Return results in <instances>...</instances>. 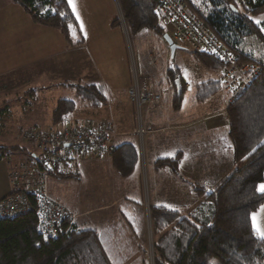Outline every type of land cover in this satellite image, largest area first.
I'll return each mask as SVG.
<instances>
[{
	"label": "trees",
	"instance_id": "obj_1",
	"mask_svg": "<svg viewBox=\"0 0 264 264\" xmlns=\"http://www.w3.org/2000/svg\"><path fill=\"white\" fill-rule=\"evenodd\" d=\"M13 1L25 10L33 23L57 30L68 43H72L76 34L81 35L67 0ZM177 1L204 25L239 65L254 66L258 71L250 86L224 110L233 162L237 166L235 171L210 189L193 184L192 191L197 199L193 202L188 201L179 207L151 206L153 263L212 264L217 260L218 264H264V240L252 225V215L264 205V193L257 190L258 185L264 182V31H261L264 27V0ZM118 2L131 36L153 32L164 39L170 25L164 22L159 11L164 6L163 0ZM257 19L261 20L260 25L254 22ZM115 25L120 26L119 20ZM192 55L205 69L221 73L216 80L197 85L195 99L198 103H205L225 89L222 73L226 64L203 53L192 52ZM175 76V73L171 74L170 80ZM172 85L177 89L175 81ZM63 87L73 90L75 96L57 103L52 114V126L32 127L26 132L33 128L59 130L67 123L93 124L92 121L70 122L69 119L81 105L95 109L104 105L107 102L104 89L81 84ZM183 98L184 91L180 88L173 100L176 109L181 108ZM9 116L7 109L0 110V129ZM24 141L29 144V149L0 145V160H6L8 165L9 161L30 155L38 161L40 156L36 145L25 138ZM111 159L117 172L128 178L136 172L140 162L138 146L135 143L114 146ZM179 163V158L164 159L158 162V168L169 167L176 173ZM76 165L77 159L61 163L52 171L51 180L54 177L79 179L74 172ZM38 168L46 172L42 165ZM32 205L36 208L35 202L32 201ZM75 221L66 222L57 238L47 239L38 232L34 209L12 219L0 218V264H134L137 261L134 260L136 254L132 239L128 240L129 236L126 239L128 234L123 224L119 225V233H114L113 227L110 235L104 233L101 238L98 231L81 229ZM133 223L127 227L135 234L142 225ZM139 250H142L141 257L145 250L142 246ZM142 264L145 263L142 261Z\"/></svg>",
	"mask_w": 264,
	"mask_h": 264
},
{
	"label": "crops",
	"instance_id": "obj_2",
	"mask_svg": "<svg viewBox=\"0 0 264 264\" xmlns=\"http://www.w3.org/2000/svg\"><path fill=\"white\" fill-rule=\"evenodd\" d=\"M108 1L112 9L111 14L115 17L113 19L109 15V19L107 10L106 13L102 9L104 24L98 22L89 25V36L94 46V49H91V44L83 34L85 25L77 19L75 13L81 35L76 34L72 43H68L57 30L33 23L25 10L13 0H0V80L9 79L16 84L30 80L21 99H17L19 106L22 105L21 108L27 112L33 107V102L40 98V94H46L51 89H61L74 97L73 90L63 87L66 84L101 86L107 102L96 109L81 105L69 121H92L96 126L106 125L112 148L127 143H135L138 146L140 162L136 172L128 178H123L117 172L111 156L99 159L82 157L74 169L79 179L54 177L48 183L49 195L77 215V226L85 230H96L101 238L104 233L110 235L113 227L114 233H119V225L122 224L126 227L128 235L130 231L127 226H130V223L143 225L140 193L142 164L145 166L148 187L151 186L152 189L149 193V203L151 206L167 207H179L188 201L193 202V184L217 186L237 167L230 149L228 120L221 116L226 106V91L224 90L225 94L219 99V108L211 104L214 103L212 99L198 103L195 99L197 85L209 81L211 72L200 65L202 77L206 80L193 84L191 77L186 83L183 79L184 71L175 68L170 62L169 45L154 33L152 53L156 58V67L161 71L155 74L153 67L149 65L146 75L151 74L149 77H152L149 90L159 94L162 101L159 106L145 109L149 132L143 141L135 135L134 106L128 97L132 81L129 47L123 24L115 25V21L119 20V11L114 0ZM98 3L97 1L95 5ZM92 10L88 14L90 20ZM93 11L95 14L96 11ZM168 30L171 34L167 35L174 40L172 30L167 28V32ZM138 39L139 44L143 45V39ZM174 43L181 45L176 41ZM142 50L145 55L144 47ZM174 73L176 76L172 81L176 82L178 90L170 80L171 74ZM218 74L221 76V73ZM180 79L182 80L179 81ZM180 88L184 91V98L181 108L176 109L173 100ZM102 107L109 109L106 117L96 113ZM5 109L11 111L9 107L0 108ZM173 158H179L178 172H173L169 167L158 168L160 160ZM157 186H183L186 193H176L169 198L160 197L161 189H156ZM9 194L7 161L0 160V200ZM255 214L257 223L264 228V205ZM133 251L135 252L134 249Z\"/></svg>",
	"mask_w": 264,
	"mask_h": 264
},
{
	"label": "built area",
	"instance_id": "obj_3",
	"mask_svg": "<svg viewBox=\"0 0 264 264\" xmlns=\"http://www.w3.org/2000/svg\"><path fill=\"white\" fill-rule=\"evenodd\" d=\"M163 2L164 6L159 11L163 14L164 22L174 31V42L184 45L192 52L209 55L226 64L222 79L224 88L230 95L229 105L250 86L258 69L246 64L239 65L182 3L177 0ZM128 96L136 110V120L138 109L145 119V109L155 107L162 101L159 94L152 93L145 85L137 87L133 83ZM222 117L227 120V113L223 112ZM146 125L147 123L141 130L137 122L134 133L139 139L148 134L149 128ZM24 138L36 145L40 159L37 161L34 156L29 155L8 162L10 194L0 201V218L12 219L34 209L38 218V232L47 239L57 238L63 225L73 222L76 216L66 205L49 196L48 183L52 178V171L61 163L73 159L78 162L82 157H110L112 148L108 129L106 125L67 123L59 130L33 128L25 133ZM38 165L46 168V172L40 171Z\"/></svg>",
	"mask_w": 264,
	"mask_h": 264
},
{
	"label": "rangeland",
	"instance_id": "obj_4",
	"mask_svg": "<svg viewBox=\"0 0 264 264\" xmlns=\"http://www.w3.org/2000/svg\"><path fill=\"white\" fill-rule=\"evenodd\" d=\"M97 1L99 3L95 5ZM75 4H76V12L74 13L79 14V20L83 23V25H85V29L83 30L85 39L91 44L92 46L91 49H94L92 40L90 39V36H89V30H90L89 25L93 23L97 24L98 22H100L101 24H104L102 21L103 17H101L102 9L105 10V12L107 10L108 13L107 12L106 13L109 19H110L109 15L113 17V13L111 14L112 9H111L110 3L108 0H75ZM114 4H115V7H117V10L119 11V23L123 24V27L126 33L128 47H129L128 53H129V59H130V69L132 71L131 85L133 83V85L137 87L145 85L146 87L149 88L150 87L149 83L152 77H149L151 76V74L147 76L148 66L151 65V67H153L155 74H159L158 71L159 70L161 71L159 67H156V63H157L155 62L156 58L153 57V53H152V50H154V47H151V43L153 41V37H152L153 32H145L139 35L138 38L143 39L142 41L143 45H140L139 39L137 38V36L136 37L131 36L132 34H130L128 31V28L123 18V14H122L118 0H114ZM93 8H98V10L93 9ZM92 9L96 11L95 14ZM90 10H92L91 11L92 16H90L91 20L88 17V14H90ZM169 28L170 27H168V29ZM167 33L171 34L169 30ZM178 46L180 47V50H178L177 53H175L177 55H174L173 58L171 57V54H170V62L175 68H179L184 71L185 73L183 77L184 81L188 83L189 78L191 77L193 79V84L195 83L199 84L200 81L206 80L205 77H202V70L199 68L200 64L192 56V52L189 49L184 48L182 45H178ZM143 47L146 50L145 55H144V51L142 50ZM142 54L144 56H141ZM140 63H141V66H140ZM142 68H144L147 73L143 71ZM178 73H180V71ZM219 77L221 76H219L218 73L214 74L213 72H211L209 80H212V79L216 80ZM37 80L40 81V79H37ZM181 80L182 79H180L179 81ZM29 82L30 80H27L26 83L24 81V82H21V84H16L15 82L9 79L0 80V108L9 107L11 109V111L9 112L10 116L6 118L2 129H0V145L10 146V147L19 146L24 149L26 148L29 149L30 148V146H28L29 144H27L24 141V134L26 130L32 127L47 128L48 126H51L52 125V114H53V111L57 103L60 100L74 99V97L71 94L66 93L65 91L61 89H51L50 91H47L46 94L45 93L43 95L40 94V98L37 101L35 100L32 105L33 107H30V109L26 112L23 108H21L22 105L19 106L20 103L17 101V99L18 100L21 99V95L24 91L27 90V84H29ZM224 90L225 89H223L220 93H218L215 97L212 98L214 103H211V104H213L217 108L220 107L219 99L220 97L223 96V93L226 91ZM226 93H227V101H229L230 95L228 94L227 91ZM227 101H226V106L228 105ZM226 106H224L225 109H226ZM108 110L109 109L102 107V109L98 110L96 113L102 114V117H106L107 114L109 113ZM135 112L136 110L134 108V113ZM145 119L141 117L140 109H138V119L136 120V116H135L134 130L137 127V122H138V125L140 126L139 128L142 130L143 126L145 127V124H146ZM144 121H145V124H144ZM147 127L149 126L146 125V128ZM143 139L144 138H141L139 140L143 141ZM142 170H143V173L141 176L142 186H140V190H141L140 193H141V198H142L141 208L144 214L143 225L141 226V230H138V232L135 230V234L130 232L129 235L127 236L124 235V236L126 237V239L129 236L128 240L132 239L131 243L134 245V250L136 254V257L134 258V260H137L134 264H138L139 263L138 260L140 259H141V264H142V261L145 264H154L153 263L154 237L152 233V226H151L152 223H151V217H150L151 204L149 203V197H150L149 193H150V190L152 189H151V186L149 188L147 184V175L145 172L144 164H142ZM207 187H209L208 189H210V188H213L214 186H207ZM184 188L185 187L183 186H161V187L157 186L156 187V189H161L160 197H166V198H169L173 194L176 195V193L185 195L186 192ZM152 192H154V189ZM160 192L158 193L160 194ZM194 199L197 200L196 198ZM188 200H189V193H188ZM140 245L145 250V254L142 255L143 257L142 256L140 257L141 251L143 250V249L141 251L139 250V247L141 248ZM212 264H218V261L214 260Z\"/></svg>",
	"mask_w": 264,
	"mask_h": 264
},
{
	"label": "snow or ice",
	"instance_id": "obj_5",
	"mask_svg": "<svg viewBox=\"0 0 264 264\" xmlns=\"http://www.w3.org/2000/svg\"><path fill=\"white\" fill-rule=\"evenodd\" d=\"M67 3L69 5H71L72 7V11L73 12H76V4H75V0H67ZM77 15V19H79V14L76 13ZM257 25H260L261 24V20H255L254 21ZM82 27V25H81ZM261 31H264V27L261 28ZM257 190L264 193V183L258 185L257 187ZM252 220H253V229L255 230L256 234L264 239V228H262L258 223H257V217H256V214L254 213L253 216H252Z\"/></svg>",
	"mask_w": 264,
	"mask_h": 264
},
{
	"label": "water",
	"instance_id": "obj_6",
	"mask_svg": "<svg viewBox=\"0 0 264 264\" xmlns=\"http://www.w3.org/2000/svg\"><path fill=\"white\" fill-rule=\"evenodd\" d=\"M164 40L167 42V44L170 47V51H171V57L173 58L176 51L180 49V47L174 43V41L172 40V38L169 35H165L164 36ZM178 86H179V82H177Z\"/></svg>",
	"mask_w": 264,
	"mask_h": 264
},
{
	"label": "bare ground",
	"instance_id": "obj_7",
	"mask_svg": "<svg viewBox=\"0 0 264 264\" xmlns=\"http://www.w3.org/2000/svg\"><path fill=\"white\" fill-rule=\"evenodd\" d=\"M129 90V89H128ZM129 97V96H128Z\"/></svg>",
	"mask_w": 264,
	"mask_h": 264
}]
</instances>
